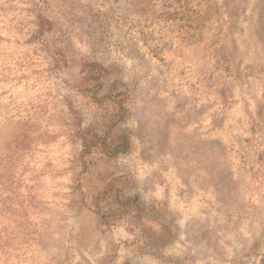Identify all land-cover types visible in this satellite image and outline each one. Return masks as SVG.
I'll use <instances>...</instances> for the list:
<instances>
[{
    "label": "rangeland",
    "instance_id": "374dc122",
    "mask_svg": "<svg viewBox=\"0 0 264 264\" xmlns=\"http://www.w3.org/2000/svg\"><path fill=\"white\" fill-rule=\"evenodd\" d=\"M122 104L98 162L165 244L81 206L79 131ZM0 264H264V0H0Z\"/></svg>",
    "mask_w": 264,
    "mask_h": 264
},
{
    "label": "trees",
    "instance_id": "16d2710c",
    "mask_svg": "<svg viewBox=\"0 0 264 264\" xmlns=\"http://www.w3.org/2000/svg\"><path fill=\"white\" fill-rule=\"evenodd\" d=\"M189 10L194 12L192 7ZM90 73V80L97 81L98 90L113 86L107 83L105 75L96 74L94 70ZM123 108L118 119L93 124L79 131L82 149L78 159L80 170L76 189L81 206L97 214L102 224L108 227L128 225L131 230L138 227L137 234L143 240L165 244L173 237L172 225L162 221L155 208L149 207L140 193L133 192L132 179L128 174L110 173L98 162L97 155L114 158L127 152L131 146V137L120 128L128 111L124 105Z\"/></svg>",
    "mask_w": 264,
    "mask_h": 264
}]
</instances>
